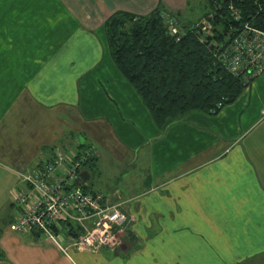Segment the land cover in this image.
Segmentation results:
<instances>
[{
    "label": "crops",
    "instance_id": "1",
    "mask_svg": "<svg viewBox=\"0 0 264 264\" xmlns=\"http://www.w3.org/2000/svg\"><path fill=\"white\" fill-rule=\"evenodd\" d=\"M188 2L0 0V264H264V72L217 115L160 130L106 42L115 13ZM55 146L96 150L88 191L126 215L119 246L64 235L65 254L13 229L22 176Z\"/></svg>",
    "mask_w": 264,
    "mask_h": 264
},
{
    "label": "trees",
    "instance_id": "2",
    "mask_svg": "<svg viewBox=\"0 0 264 264\" xmlns=\"http://www.w3.org/2000/svg\"><path fill=\"white\" fill-rule=\"evenodd\" d=\"M208 5L191 24L168 19L161 7L147 15L118 12L105 23L116 68L160 130L194 112L217 115L257 79L232 75L222 54L245 25L264 32V0H208Z\"/></svg>",
    "mask_w": 264,
    "mask_h": 264
},
{
    "label": "built area",
    "instance_id": "3",
    "mask_svg": "<svg viewBox=\"0 0 264 264\" xmlns=\"http://www.w3.org/2000/svg\"><path fill=\"white\" fill-rule=\"evenodd\" d=\"M231 11L240 19L238 9L231 6ZM171 29L177 32L173 23ZM222 57L232 75L246 81L258 78L264 72V32L245 25ZM96 156L93 147L79 152L55 146L42 153L39 169L22 176V188L14 196L20 215L13 229L40 233L65 254L64 235L79 250L119 246L126 215L118 206L104 205L102 195L89 192L87 181L75 185L85 163Z\"/></svg>",
    "mask_w": 264,
    "mask_h": 264
},
{
    "label": "rangeland",
    "instance_id": "4",
    "mask_svg": "<svg viewBox=\"0 0 264 264\" xmlns=\"http://www.w3.org/2000/svg\"><path fill=\"white\" fill-rule=\"evenodd\" d=\"M207 7H209L208 5V0H189L188 5L186 7L185 10L180 9L177 13H173V11L169 10L168 8L161 6V10L163 11V13L166 14L167 18L172 20H175L177 22L180 23H184V24H191L196 22L197 20H199L201 18L202 15H204L207 12ZM167 10V11H166ZM6 8L1 7L0 9V14H6ZM62 13V12H61ZM4 36V38H6V34L4 33H0ZM2 44V43H1ZM5 54H2L0 57V65H7L6 64V59H5ZM85 170V168H83V171ZM92 180H96V178H92ZM10 214L9 213H5L3 215L0 216V225L2 222H10ZM1 228V226H0ZM44 238V237H42ZM46 241H48L45 238Z\"/></svg>",
    "mask_w": 264,
    "mask_h": 264
},
{
    "label": "water",
    "instance_id": "5",
    "mask_svg": "<svg viewBox=\"0 0 264 264\" xmlns=\"http://www.w3.org/2000/svg\"><path fill=\"white\" fill-rule=\"evenodd\" d=\"M88 181L89 180V174L86 171H83L80 173V177L77 179V181L75 182V185H78V182L80 181Z\"/></svg>",
    "mask_w": 264,
    "mask_h": 264
}]
</instances>
